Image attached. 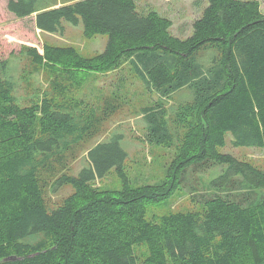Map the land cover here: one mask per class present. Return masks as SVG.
<instances>
[{"label": "trees", "instance_id": "1", "mask_svg": "<svg viewBox=\"0 0 264 264\" xmlns=\"http://www.w3.org/2000/svg\"><path fill=\"white\" fill-rule=\"evenodd\" d=\"M193 1L200 15L177 37L134 0H8L40 31L81 24L85 38L108 40L90 58L71 46L22 47L28 65L16 78L0 62V264H264V170L220 151L227 134L235 148H264V14L253 0ZM123 65L156 96L139 110L145 140L174 151L159 185L129 183L117 134L81 151L86 166L69 174L116 111L110 98H77L81 76ZM112 169L121 189L95 187ZM180 190L195 210L146 217Z\"/></svg>", "mask_w": 264, "mask_h": 264}, {"label": "rangeland", "instance_id": "2", "mask_svg": "<svg viewBox=\"0 0 264 264\" xmlns=\"http://www.w3.org/2000/svg\"><path fill=\"white\" fill-rule=\"evenodd\" d=\"M139 10L152 11L171 21L170 32L177 37H187L191 32V24L200 15L203 3L199 7L193 0H134ZM249 1V0H248ZM259 5L264 14V0H253ZM8 0H0V62L7 61L12 75L16 78L17 72L27 69V63L19 56L22 47L35 48L42 52V46H71L84 58L93 57L101 53L107 43V36L100 35L87 39L83 36L82 25L76 26L63 23L64 32L53 34L40 31L34 24L35 14L25 18H16L7 10ZM20 58H19V57ZM82 84L77 91V98L83 101H94L101 105L104 99L110 98L116 107L115 114L103 125L100 132L90 142L81 146L78 157L70 164V175L76 176L86 166L84 149L91 148L98 142H103L113 135H121V148L127 153L126 173L129 183L134 186L159 185L167 180V169L174 151L167 148L152 146L145 140L146 131L139 110L150 106L156 96L149 94L147 88L133 75L128 65L120 68H99L95 71L84 72L81 76ZM32 85L45 84L40 76L29 80ZM231 135L227 134L226 144L220 151L231 154L236 159L246 161L258 169L264 170V148L233 147ZM213 169V168H212ZM218 171H221L217 167ZM209 170L204 172L205 179H209ZM219 172L210 173L215 176ZM198 173L189 178L193 183L198 182ZM60 189L55 194H49V205L55 206L61 198L66 196L71 188ZM95 187L101 190L119 191L120 179L114 169L101 180L95 182ZM186 189L188 187H185ZM187 192V191H186ZM189 194V193H188ZM195 210L184 190L177 191L171 197L150 203L146 208V217L159 218L161 215L172 212H188ZM144 250H137L140 255Z\"/></svg>", "mask_w": 264, "mask_h": 264}]
</instances>
